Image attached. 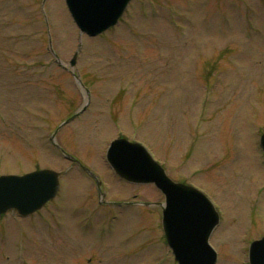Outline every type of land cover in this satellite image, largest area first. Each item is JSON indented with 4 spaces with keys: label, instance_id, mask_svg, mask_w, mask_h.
Returning <instances> with one entry per match:
<instances>
[{
    "label": "rangeland",
    "instance_id": "1",
    "mask_svg": "<svg viewBox=\"0 0 264 264\" xmlns=\"http://www.w3.org/2000/svg\"><path fill=\"white\" fill-rule=\"evenodd\" d=\"M41 1L0 0V174L49 167L63 171L61 188L39 213L0 219V264H174L168 252L145 262L154 253L157 230L137 240V246L145 243L142 252L119 256L116 263L115 249L124 251L128 243L115 246L112 219L102 231L111 206L92 213L98 206L91 182L76 166L64 172L71 162L49 137L85 95L54 61L48 39L69 67L80 35L64 0H46L48 35ZM173 1L176 9L183 5L188 20L157 19L147 8L131 32L82 36L74 69L91 92L90 104L54 139L102 178L115 200L134 194L163 200L152 184L128 186L107 167L105 144L119 134L150 146L168 175L207 165L193 181L221 212L211 241L220 255L217 264H246L247 236L264 232V164L257 147L264 129V2L188 0L187 9ZM164 15L177 13L166 8ZM252 26L256 32L246 29ZM209 81L214 86H206ZM206 94L214 95L212 102H203ZM202 102L209 107L206 120V113L200 117Z\"/></svg>",
    "mask_w": 264,
    "mask_h": 264
},
{
    "label": "water",
    "instance_id": "2",
    "mask_svg": "<svg viewBox=\"0 0 264 264\" xmlns=\"http://www.w3.org/2000/svg\"><path fill=\"white\" fill-rule=\"evenodd\" d=\"M68 7L80 27L81 31H85L90 35H94L103 31V29L113 24L119 15V0H66ZM262 145L264 146V138ZM131 148V149H130ZM125 148L121 143L112 144L109 150V161L114 165L119 174H123L128 180L149 181L152 179L149 169H147V159L142 151L130 147ZM137 157V159H134ZM142 163H141V161ZM131 162V164H130ZM133 162L135 166H133ZM138 169L140 175L133 173L131 168ZM143 172V174H142ZM160 188L166 192L168 201L170 202L168 213H165V232L176 258L180 264H211V259L204 258V262L197 259V250L204 254L203 240L206 234L204 216L207 210L198 197L194 196L193 191L188 189L176 188L168 185L163 179L154 176ZM58 187L57 174L49 171H36L24 176H1L0 177V213L7 208L14 207L22 214H27L39 208L47 199L54 196ZM177 196H185L191 201L198 203L199 210L186 199H182L183 206L180 209H174V198ZM193 199V200H192ZM200 240L197 247L194 241ZM264 243L256 246L253 252L252 264H264V256L262 253ZM201 254V255H202Z\"/></svg>",
    "mask_w": 264,
    "mask_h": 264
}]
</instances>
